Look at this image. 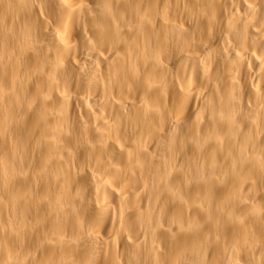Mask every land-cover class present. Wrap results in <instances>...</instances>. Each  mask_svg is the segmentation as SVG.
<instances>
[{
    "label": "bare ground",
    "instance_id": "obj_1",
    "mask_svg": "<svg viewBox=\"0 0 264 264\" xmlns=\"http://www.w3.org/2000/svg\"><path fill=\"white\" fill-rule=\"evenodd\" d=\"M0 264H264V0H0Z\"/></svg>",
    "mask_w": 264,
    "mask_h": 264
}]
</instances>
